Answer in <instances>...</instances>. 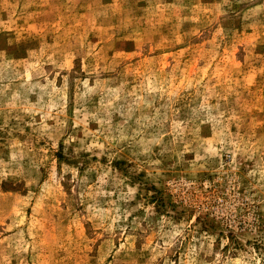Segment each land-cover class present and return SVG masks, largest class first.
Masks as SVG:
<instances>
[{
	"label": "rangeland",
	"instance_id": "374dc122",
	"mask_svg": "<svg viewBox=\"0 0 264 264\" xmlns=\"http://www.w3.org/2000/svg\"><path fill=\"white\" fill-rule=\"evenodd\" d=\"M0 264H264V0H0Z\"/></svg>",
	"mask_w": 264,
	"mask_h": 264
}]
</instances>
